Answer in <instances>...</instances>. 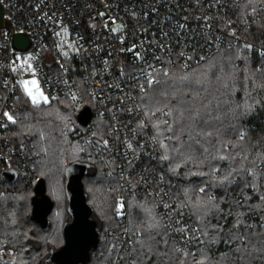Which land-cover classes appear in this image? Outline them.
Returning a JSON list of instances; mask_svg holds the SVG:
<instances>
[{
	"label": "built area",
	"instance_id": "2783aa9c",
	"mask_svg": "<svg viewBox=\"0 0 264 264\" xmlns=\"http://www.w3.org/2000/svg\"><path fill=\"white\" fill-rule=\"evenodd\" d=\"M0 1L7 28L0 30V183H37L33 147L11 138L22 114L44 105L33 104L25 92V82L35 80L50 102L69 103L74 116L65 134L76 138L80 158L98 167L118 192L122 227L101 238L115 241L119 264H134L128 201L141 196L154 201L180 253L203 252L204 237L177 187L158 172L161 148L140 102L159 76L191 70L221 51L249 49L264 66V46L246 38L248 26L264 12V0L255 10L247 9L252 0ZM17 34L29 38L26 51L14 48ZM84 108L92 112L87 126L77 120ZM11 172L19 177L14 184L3 180ZM5 192L0 189V197ZM260 218L251 221L264 226ZM12 254L2 250L0 260Z\"/></svg>",
	"mask_w": 264,
	"mask_h": 264
},
{
	"label": "trees",
	"instance_id": "16d2710c",
	"mask_svg": "<svg viewBox=\"0 0 264 264\" xmlns=\"http://www.w3.org/2000/svg\"><path fill=\"white\" fill-rule=\"evenodd\" d=\"M262 2L263 0H252L248 3L247 9L255 10ZM248 27L246 38L254 44L264 46V12L257 22L251 23ZM221 56V59L229 58L233 62L237 70L235 76L237 88L247 91L248 108L245 111L235 108L236 106H233L231 102L228 105L232 95L227 90L230 82L224 76L218 77L217 81L214 80L208 85L206 101L209 103L199 99L202 92L196 91L195 95L188 94V96L177 80L188 73L204 71L206 69L204 67H211L208 66L210 62ZM229 77L231 78L228 74ZM226 90L227 93H225ZM154 93L158 95L160 110L155 107L156 103L152 98ZM184 96H187L185 98L194 97V99L184 102L181 99ZM236 96H239V93ZM64 103L52 102L49 108H45V105L36 108L29 107L11 132V138L15 144L30 142L37 154L35 178L37 181L45 180L47 195L54 202V209L56 203L48 194L49 180L45 177H38V172L42 171L44 165L43 161L40 163L44 156L40 148L54 154L48 155L47 158L48 167L53 168L58 159L63 157V153L55 157L60 154L58 143L60 147L62 145L58 134L61 133L63 140H68L79 150L76 160L66 164L88 163L79 156L81 147L76 138L65 134L67 122L74 115L67 120L66 117L56 121L53 119L54 112L64 114L69 112V108ZM140 105L152 125V133L161 148L162 159L157 168L158 172L169 184L177 187L183 199V205L189 209L204 237L205 250L180 253L169 237L154 201L147 196H141L128 201L130 216L128 226L133 239L130 247L132 262L134 264H180L183 261L187 264H200L203 261V264H217L219 259L225 258V264H264V226L251 221L254 215L261 217L260 219L264 221V213L262 215L264 212L263 61L257 55L252 54L251 50L245 48L221 51L191 70H173L168 77L158 82L143 96ZM204 105L208 106L204 108ZM38 124L41 127L44 126L47 132L48 137L44 138L43 143L38 142L41 134L35 129ZM254 126L258 129H253ZM29 132H34L38 138L32 137ZM34 143H39V149ZM67 165L64 168V193H66L65 169ZM100 172L98 167L92 166L83 179V185L88 196V205L93 209L84 184L86 178L98 174L104 182V189L112 199V202L110 201L113 204L109 215L110 222L103 219L104 221L100 223L96 219L95 209L93 210L92 219L97 223V230L103 236L106 232L120 231L122 225L116 217L118 192L110 189L112 181ZM249 172L251 175H248ZM0 184V189L6 191L0 197V252L8 250V246H14L18 251L16 252L17 257L11 255L7 261L0 260V264H19L18 260L21 259L26 261L23 264H55L48 263V260L52 252L60 250L65 245L63 229L65 223L71 221L67 193L65 197L68 217L62 227L63 244L55 247L48 241L49 233L53 230L51 215L54 209L48 217L49 228L46 231L30 219L35 185H28L24 181H18L14 187L4 183ZM201 188L205 191L199 194ZM25 190L34 192L30 199L31 212L27 216V221L33 223L37 229V232L32 231L29 234L28 240L25 238L26 231L23 232L17 225L13 211L21 207L18 192ZM242 199L245 200L242 205H239ZM200 203L201 206H199ZM146 211L152 216L151 219L158 223L164 240L158 239L155 234L149 235L144 225L142 226L141 220L139 223L133 222V215H139L142 219V213L146 215ZM200 213L208 224L204 220V223L200 222ZM251 226L252 229H250ZM139 227H141L140 230H138ZM143 235H146L145 239L149 241L141 240ZM18 245L22 246L25 251L22 252ZM119 254L117 244L113 239L105 242L100 238L99 246L91 252L88 264H119L121 259Z\"/></svg>",
	"mask_w": 264,
	"mask_h": 264
},
{
	"label": "rangeland",
	"instance_id": "374dc122",
	"mask_svg": "<svg viewBox=\"0 0 264 264\" xmlns=\"http://www.w3.org/2000/svg\"><path fill=\"white\" fill-rule=\"evenodd\" d=\"M221 58H222V56L219 57L217 60L211 61L210 64L208 65L211 67H204V68H206V69L203 68L204 71L202 70V72L199 73V70H198V72H195V73L194 72L188 73L187 75H184V76H181L180 78H177V80H178V82L181 83V86H182L183 90L185 92H187V95L190 94V96H193V95H195L196 91L202 92V95L200 96L199 99L202 101H206L208 98V96H207L208 95V93H207L208 85L210 83L212 84V82L214 80L217 81L218 77L224 76L225 79L230 82L229 86L227 87V90H229V94L232 95V98L228 102V105L231 102V104L233 103V106H236L235 108H240L241 111H245L248 108V106H247L248 102L246 100L247 99V91L245 89H238L237 88V85H236L237 79L235 78L237 70H236L233 62L229 58H224V57H223L224 59H221ZM222 60H223V62H222ZM205 70H209V71L206 72ZM170 74H171V72L168 74H164L162 76H159L158 81L153 86L155 87L158 84V82L162 81L163 79L168 77ZM228 74L231 76V78L229 77L230 79L228 78ZM27 86L33 90L35 95L39 96V92L37 90L36 85H32L29 83ZM153 86L149 90H151L153 88ZM227 90L225 93H227ZM184 91H183V93H184ZM237 93H239V96H236ZM157 96L158 95L156 93H154L152 98H153L154 103H156L155 107L158 110H160V103L157 99ZM185 97H187V96H184L181 98L184 102H189V101H191V99H194V97H190V98L189 97L185 98ZM206 102L209 103L208 101H206ZM51 103L52 102H50L48 100L47 103H44V105H45L44 107L45 108L51 107L52 106ZM64 105H66L67 108H69V112L67 114H64L62 112H54L53 113V119L55 121L58 119L65 118V117L67 120L69 117L74 115L70 109L69 103L65 102ZM207 106L208 105H204V108H206ZM35 129L37 131H40V133H41L39 138L37 137V134H35L34 132H29V135H32V137L35 136L36 139L38 138V142L43 143L44 138L46 139V137H48L45 127L44 126L41 127L38 124V125H36ZM60 130H61V128L58 130V132ZM60 135H61V133L58 134V137L61 139V145L62 146L60 147V143H58L59 144L58 151L60 150V154L56 155L55 157L57 158V157L61 156L62 153H63V157L61 156L58 159V162L56 164H54L53 168H49L47 165L48 164V161H47L48 155L52 156L54 154L49 153L48 151H46L43 148H40V150L42 151V155L44 154L40 163H42V161H43L44 165L41 169L42 171L38 172L39 178L40 177L48 178V180H49L48 194L51 196V198L56 203L55 209L51 215L53 230L51 233H49L50 237H48V241H50L53 245H55V247H59L63 244L62 227H63V224L65 223V220L68 217V215H67V201H66V197H65L66 193H64V186H65L64 185L65 184L64 168H65V165H67L66 164L67 162H72V161L76 160V157H77L76 154L79 151L68 140H63L61 138L63 135H61V136ZM57 141H60V140H57ZM49 143H50V141L48 142V144ZM38 144L34 143V145L39 149ZM64 151H65V154H64ZM103 183H104L103 180L101 179V177L98 174L94 177H88L84 180L85 188H86V191L89 195V203L94 207L96 219L100 223L102 221H104L103 219L108 220V222H110L109 215H110V212L113 208V204L111 203L112 199H111L110 195L107 193V191L104 189ZM33 193L34 192H32V190H27V191L25 190L24 192L19 191L18 197H20L21 207L19 209L13 210L15 213L17 225L20 226V228H21V230H23V232L26 231L25 232L26 240H28L29 234L32 231L37 232L36 226L33 223H29V221H27V216L31 212L30 199L32 198ZM201 205L202 204L200 203L199 206H201ZM133 216H134L133 222L135 221L134 223H137V222L139 223V221L141 220V223H143L142 226L144 225V228L149 235L155 234V237H157L158 239L164 240L163 234L161 233V231L158 227V223L156 222V220L151 219L152 216L147 211H146V215L144 213H142V219L139 217V215H133ZM199 219H200V222L201 221L203 223H204V221L206 222V219L205 218L203 219L202 213H200ZM206 224H208V222H206ZM140 229H141V227H139L138 230H140ZM146 235H143L141 240L149 241V239L148 240L145 239ZM18 247L21 249L22 252L25 251V250H23L22 246L18 245ZM8 250H12V252H13L12 255H14V256L16 255V257H17L16 252H18V251L14 246H10V247L8 246ZM7 260H5V261H7ZM225 261H226L225 258L222 260L219 259L217 264H220L222 262H223V264H225L226 263ZM25 262L26 261L23 259H21L20 261L18 260L19 264H23ZM180 264H187V263L181 261Z\"/></svg>",
	"mask_w": 264,
	"mask_h": 264
},
{
	"label": "water",
	"instance_id": "95a60500",
	"mask_svg": "<svg viewBox=\"0 0 264 264\" xmlns=\"http://www.w3.org/2000/svg\"><path fill=\"white\" fill-rule=\"evenodd\" d=\"M4 27L6 28L4 10L0 3V30ZM13 46L16 50L26 51L30 46V40L24 34H17L14 36ZM91 118V110L84 108L77 120L82 126H87ZM90 168H92L91 164L75 162L67 165L65 169L68 212L71 221L65 223L63 229L65 245L60 250L52 252L48 263L88 264L91 252L99 246L101 235L97 230V223L92 219L94 209L88 205V196L83 185V179ZM18 178L15 172H11L5 175L3 180L8 184H14ZM34 192L30 219L46 231L49 228L48 217L54 209V202L47 195L44 179L37 181Z\"/></svg>",
	"mask_w": 264,
	"mask_h": 264
},
{
	"label": "snow or ice",
	"instance_id": "6c2138e0",
	"mask_svg": "<svg viewBox=\"0 0 264 264\" xmlns=\"http://www.w3.org/2000/svg\"><path fill=\"white\" fill-rule=\"evenodd\" d=\"M247 47H251V46H247ZM29 67H31V66L29 65ZM29 83H31L33 85H37V82L35 80L30 81V82H28V81L25 82V92L31 98L32 103L36 104V105L40 104L41 102L47 103L48 98L46 96H44L42 92L39 94V96L35 95L33 90L27 86ZM148 83H149V85H151L153 82L149 81ZM37 87H38V85H37ZM5 115L8 116L9 120H12V116L8 115V113H5ZM13 122H15V121H13ZM241 139H243V135H241ZM129 147H131V145H129ZM164 158L166 159L167 157H164ZM204 191L205 190L203 188L200 189V192H204ZM209 199H212V198H209ZM177 231H185V230L184 229H177ZM200 264H203V261H201Z\"/></svg>",
	"mask_w": 264,
	"mask_h": 264
}]
</instances>
